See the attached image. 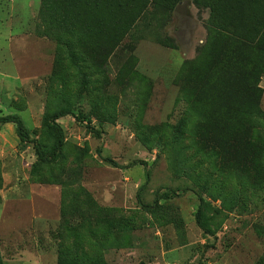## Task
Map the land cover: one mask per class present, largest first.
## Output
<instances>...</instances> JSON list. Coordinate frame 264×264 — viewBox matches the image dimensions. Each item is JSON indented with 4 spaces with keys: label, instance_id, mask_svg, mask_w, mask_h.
<instances>
[{
    "label": "rangeland",
    "instance_id": "rangeland-1",
    "mask_svg": "<svg viewBox=\"0 0 264 264\" xmlns=\"http://www.w3.org/2000/svg\"><path fill=\"white\" fill-rule=\"evenodd\" d=\"M59 109L51 164L0 125V264H264V0H0V116Z\"/></svg>",
    "mask_w": 264,
    "mask_h": 264
},
{
    "label": "trees",
    "instance_id": "trees-1",
    "mask_svg": "<svg viewBox=\"0 0 264 264\" xmlns=\"http://www.w3.org/2000/svg\"><path fill=\"white\" fill-rule=\"evenodd\" d=\"M71 114L67 109H59L53 113L47 114L44 118V125L49 129L52 135V143L48 148H44L40 145L37 139L30 136L29 131L23 125L20 118L16 115H4L0 116V125L6 123H12L15 125L16 134L20 142L24 144H31L34 149L36 159L43 164L53 163L59 156L60 151L64 145V132L61 126L57 123V120L61 117ZM77 123L84 125L86 129L97 134L98 130L94 128L91 124V120L83 115L78 114L74 116ZM145 208L151 207V204H143ZM201 204L195 214L197 225L205 232L206 234H211L212 231L208 225L207 220L203 216Z\"/></svg>",
    "mask_w": 264,
    "mask_h": 264
}]
</instances>
